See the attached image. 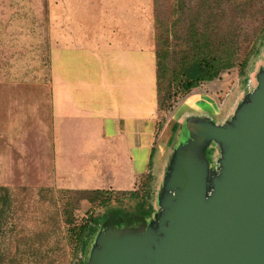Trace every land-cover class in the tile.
Here are the masks:
<instances>
[{"label": "rangeland", "instance_id": "rangeland-1", "mask_svg": "<svg viewBox=\"0 0 264 264\" xmlns=\"http://www.w3.org/2000/svg\"><path fill=\"white\" fill-rule=\"evenodd\" d=\"M157 1L162 23L176 22L179 17L177 0ZM55 2L0 0V264H76L82 258L77 246V228L90 218L108 216L113 208L133 211L137 203L130 193L83 194L80 190L62 188L57 180L51 60ZM200 2L186 0L185 4L191 11H196ZM229 10L227 23L230 24L234 21L235 10L233 7ZM154 15L156 19V3ZM190 19L186 14L175 26V32L169 33L174 48L171 68L188 51L187 41L191 40L192 33ZM231 29L238 34L235 25ZM248 48L246 45L245 53ZM260 49L258 56L250 57L246 76H240L239 67L234 66L199 84L209 93L216 94L199 102L203 117L208 116L204 121L217 124L221 120L231 124L239 109L249 102L264 74V45ZM160 86L165 88L167 82ZM181 89L182 84L172 87L174 96L166 108L162 107L160 129L154 143L163 146L174 131L175 136L179 134L177 147L182 145L205 160L213 178L220 169L222 146L214 141H196L195 134L188 130L191 126H183L180 116L194 102L192 99L182 104L194 89L188 92ZM230 99L231 105L226 106L225 102ZM190 140L192 143L188 142ZM210 154L212 162L209 161ZM173 156L170 167L176 163L175 154ZM171 168L168 171L161 169L160 178L144 177L136 189L140 191L139 197L146 198L156 208L145 229L157 224L162 215L161 198L168 186ZM96 247L95 240L93 249Z\"/></svg>", "mask_w": 264, "mask_h": 264}, {"label": "crops", "instance_id": "crops-1", "mask_svg": "<svg viewBox=\"0 0 264 264\" xmlns=\"http://www.w3.org/2000/svg\"><path fill=\"white\" fill-rule=\"evenodd\" d=\"M154 7V0L54 3L53 147L62 188L131 192L170 170L179 134L154 143L162 116ZM193 89L183 126L207 120L199 102L216 95L202 84Z\"/></svg>", "mask_w": 264, "mask_h": 264}, {"label": "water", "instance_id": "water-1", "mask_svg": "<svg viewBox=\"0 0 264 264\" xmlns=\"http://www.w3.org/2000/svg\"><path fill=\"white\" fill-rule=\"evenodd\" d=\"M190 126L222 146L218 174L181 145L159 222L104 231L89 264H264V74L231 124Z\"/></svg>", "mask_w": 264, "mask_h": 264}, {"label": "trees", "instance_id": "trees-1", "mask_svg": "<svg viewBox=\"0 0 264 264\" xmlns=\"http://www.w3.org/2000/svg\"><path fill=\"white\" fill-rule=\"evenodd\" d=\"M201 0L196 11L186 7V0H177L178 20L170 25L163 24L161 12L157 11V54H158V79L159 85L167 82L161 89L160 105L167 107L172 99V87L182 84L181 91L188 92L200 83L214 79L224 70L238 66L240 76H246L250 57L260 54L264 45V0ZM233 7L234 21L227 23L229 8ZM188 14L191 18V40L187 41L188 51L176 65L174 63V48L170 42V34ZM162 23V24H160ZM223 23V25H221ZM200 24L202 26H200ZM235 25L238 34L231 29ZM176 26V27H175ZM248 52L245 53V46ZM243 55L245 57H243ZM248 79V78H247ZM246 79V81H247ZM213 151H211V154ZM209 161L212 162V157ZM83 194H106L111 190H80ZM119 192V191H113ZM138 191L119 192L130 193L137 199L133 211L111 209L109 215L101 218H90L81 225L77 232L78 249L82 258L76 264H89L95 240L104 231L124 228L146 227L151 220L156 208L146 198L139 197Z\"/></svg>", "mask_w": 264, "mask_h": 264}, {"label": "flooded vegetation", "instance_id": "flooded-vegetation-1", "mask_svg": "<svg viewBox=\"0 0 264 264\" xmlns=\"http://www.w3.org/2000/svg\"><path fill=\"white\" fill-rule=\"evenodd\" d=\"M143 230H145V227H142Z\"/></svg>", "mask_w": 264, "mask_h": 264}]
</instances>
